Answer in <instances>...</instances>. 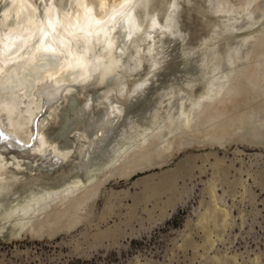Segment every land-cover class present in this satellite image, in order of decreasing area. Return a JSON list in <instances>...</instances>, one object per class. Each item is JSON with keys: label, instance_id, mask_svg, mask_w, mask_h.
<instances>
[{"label": "bare ground", "instance_id": "obj_1", "mask_svg": "<svg viewBox=\"0 0 264 264\" xmlns=\"http://www.w3.org/2000/svg\"><path fill=\"white\" fill-rule=\"evenodd\" d=\"M226 122L262 143L264 0H0L2 240L75 229L111 173Z\"/></svg>", "mask_w": 264, "mask_h": 264}, {"label": "rangeland", "instance_id": "obj_2", "mask_svg": "<svg viewBox=\"0 0 264 264\" xmlns=\"http://www.w3.org/2000/svg\"><path fill=\"white\" fill-rule=\"evenodd\" d=\"M217 128L171 141L128 179L111 173L69 232L0 236V264H264V137Z\"/></svg>", "mask_w": 264, "mask_h": 264}, {"label": "water", "instance_id": "obj_3", "mask_svg": "<svg viewBox=\"0 0 264 264\" xmlns=\"http://www.w3.org/2000/svg\"><path fill=\"white\" fill-rule=\"evenodd\" d=\"M27 47H22L21 45H16L14 47L11 48L10 52L12 53V56H20L21 54H23V52L26 50ZM44 56H46V58H53V56H56L54 52H47L44 54ZM141 172V171H140Z\"/></svg>", "mask_w": 264, "mask_h": 264}, {"label": "snow or ice", "instance_id": "obj_4", "mask_svg": "<svg viewBox=\"0 0 264 264\" xmlns=\"http://www.w3.org/2000/svg\"><path fill=\"white\" fill-rule=\"evenodd\" d=\"M127 3H130L131 0H126ZM133 9L132 8H127L124 12H121V13H118V15H121V16H124V17H127L130 15L131 11Z\"/></svg>", "mask_w": 264, "mask_h": 264}]
</instances>
